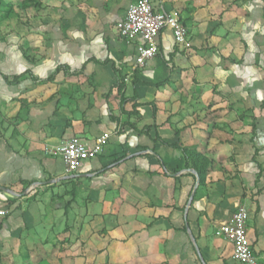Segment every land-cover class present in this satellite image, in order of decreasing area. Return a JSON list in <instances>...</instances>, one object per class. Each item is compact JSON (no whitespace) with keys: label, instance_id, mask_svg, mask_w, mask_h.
I'll return each instance as SVG.
<instances>
[{"label":"crops","instance_id":"obj_1","mask_svg":"<svg viewBox=\"0 0 264 264\" xmlns=\"http://www.w3.org/2000/svg\"><path fill=\"white\" fill-rule=\"evenodd\" d=\"M134 1L41 0V18L19 32L33 37L35 49L47 50L44 59L25 65L16 42L3 46L6 61L13 59L19 69L9 72L4 63L0 66L6 75L16 77L30 69L41 81L53 79L35 84L26 78L8 85L0 75V102L27 89H33L36 98L29 107L0 104V209L7 214L0 218V241L9 244L22 235L38 239L27 227L38 223L41 206L32 202L33 213H26L20 203L44 187L56 189L81 180L92 197H106L117 185V191L110 192L115 200L96 206L106 212L116 209L117 219L108 215L95 221L117 223V241L111 242L112 251L86 252L82 264L106 255L112 264H240L232 258V245L215 235L240 205L248 212L247 234L264 264V171L257 169L258 164L264 167V139L256 140V162L243 157L238 140L220 142L208 135L201 121L203 105L192 106L193 99L202 96L199 90L210 88L213 49L230 42L224 38V18L210 12L217 0H152L157 9L173 12L182 21L188 46L177 45L172 32L165 30L159 54L142 66L135 64L142 40L126 42L115 29ZM60 66L69 74H54ZM112 67L124 77L121 90ZM227 83L222 89L230 88ZM134 92L139 104L135 111ZM102 133L110 134L103 153L82 163L72 176L59 169V157L44 150L71 137L92 142ZM178 138L183 146L206 143L213 163L202 184L200 179L196 184L181 152L168 146ZM82 204L89 214V204Z\"/></svg>","mask_w":264,"mask_h":264},{"label":"rangeland","instance_id":"obj_2","mask_svg":"<svg viewBox=\"0 0 264 264\" xmlns=\"http://www.w3.org/2000/svg\"><path fill=\"white\" fill-rule=\"evenodd\" d=\"M19 3L20 0H0V65L7 63L5 66L11 68L9 72L12 73H18L19 69L14 67L16 62L13 59L6 61L3 46L9 45L8 48H10V45L16 42V51L20 54L22 61L25 65L33 66L44 59L45 51H47L44 50L43 53V50L32 47L33 37L30 34L27 33L25 37L20 36L24 35L19 32L20 30H29V26L34 25L36 21L33 9L27 10L31 17L27 21L20 12L15 11L14 7ZM217 3L216 6L211 7L210 12L222 15L224 18L222 23L228 29V32H224V38H230L228 40L230 45L227 47L229 49H226L229 43H224L225 48L222 49L223 45L221 46L220 43L219 46L217 44L218 49H213L210 64L215 66L211 65V70L209 69L210 88L205 91L199 90L198 95L202 96H198L197 101L193 99L192 106L203 105L201 108L203 113L206 111L214 113L216 129L213 131L219 135L217 136L219 141L222 142L223 139L232 143L238 140L240 145H243L240 154L243 157H252V160L256 162L260 152L256 140L264 139V0H217ZM205 5L206 3L203 7ZM41 10H37L36 19L41 18L39 14ZM205 11L207 12L206 9ZM227 13L230 14L227 15ZM171 14L175 15L173 12ZM20 47H24L27 55L34 58L36 63L27 61ZM13 54L15 53L10 54L11 58ZM233 62H237L238 65H234ZM0 70L4 72L1 66ZM2 72L0 71L1 74ZM3 75L8 76L10 81L13 80V77L6 75L5 72ZM226 78L230 88L224 90ZM34 92L33 89L23 90L14 99L9 102H0V104L9 107L32 106L36 99ZM201 121L203 122L202 119ZM231 139H233L232 142ZM13 146L16 145L13 143ZM186 146L189 149L193 148ZM262 160L264 161V157ZM57 163L59 169L64 167L61 160L58 159ZM257 169L258 172L264 171L261 165L257 166ZM217 174L222 179L226 178L221 172ZM116 186L108 188L106 197L102 195L92 197L88 196L87 183L71 180L60 184L56 189L44 187L40 190V194L24 199L19 206L26 213H33L29 211L32 202L39 203L41 206V218L38 223H29L27 227L30 234L38 235V239L27 240L21 234L22 236L14 237L9 244L0 241V264H82V255L86 252L93 254L98 250L112 251L111 242L117 241V223L103 225L95 221L100 220L101 217L104 220L108 215L117 219L116 209L106 212L96 207L100 201L115 200L114 194L110 192H116ZM114 188L116 191L113 190ZM82 203L89 204V214L85 211L86 206L82 208ZM7 245L9 247H6ZM103 255L106 254L103 253ZM89 262L112 264L107 255L102 258L90 257Z\"/></svg>","mask_w":264,"mask_h":264},{"label":"built area","instance_id":"obj_3","mask_svg":"<svg viewBox=\"0 0 264 264\" xmlns=\"http://www.w3.org/2000/svg\"><path fill=\"white\" fill-rule=\"evenodd\" d=\"M115 29L118 36L126 42L137 38L142 40V45L137 47V66L144 65L159 54V37L165 30L172 32L177 45L188 46V31L182 21L176 15L157 9L152 0H135L131 3L125 17L116 24ZM109 139V133H102L92 142L71 137L54 147H45L44 150L46 154L59 157L64 164L65 175L72 176L82 163L100 156ZM5 215V211L0 209V218ZM247 220L248 212L240 205L227 222L218 226L215 235L232 245V258L236 262L260 264L247 234Z\"/></svg>","mask_w":264,"mask_h":264},{"label":"trees","instance_id":"obj_4","mask_svg":"<svg viewBox=\"0 0 264 264\" xmlns=\"http://www.w3.org/2000/svg\"><path fill=\"white\" fill-rule=\"evenodd\" d=\"M42 3L41 0H20V3L17 4L14 9L17 12H20L23 17L25 18V21L28 20L29 17L27 10L33 9L34 14H35V19H36V14L37 10H41L42 8ZM33 18V17H32ZM38 18V17H37ZM20 51L23 54V56L26 58L27 61L29 62H34V58H30L29 55H27V51L24 49V47H20ZM234 65H238L237 62H233ZM113 71L116 74L117 77V83L116 86L119 90H121V88L124 85V77H122L120 75V72L117 71V69H115L114 67ZM64 73V75L69 74V69H67V67L65 66H60L57 67L55 70L54 74H58V73ZM0 75L3 77V79L5 80V82L8 85H17L20 81L27 79H30L32 82H34L35 84H42V83H47L49 81H51L53 79V75L47 79L46 81H41L39 79H37L36 77L33 76L31 71H26L24 73H22L19 76L13 77V80L10 81L6 76L2 75L0 73ZM134 96L133 101L135 102V104L132 105L133 107V111L136 110L137 107H139V104L136 103V100L138 99L137 94L134 92L133 94ZM264 105V102H263ZM134 114H136V112H134ZM215 115L214 113H210L209 111H206L203 115H202V120L203 123L207 126V133L208 135L211 136H218L219 135L213 131V129L215 130L216 128V123H215ZM177 132V131H176ZM157 140H160L159 138H157ZM166 144V143H163ZM168 145V144H166ZM172 148L178 149L184 160H185V167L187 169L192 168L194 169V171L198 174L199 179H200V184H202V180H203V174H205L208 170V168L211 166V164L213 163V161L211 160V157L209 156L208 152H207V146L206 143H199V145L194 146L192 149L186 148L185 146H183L180 143V140L178 138L177 143L173 144V145H168ZM258 167H260V165H257ZM262 171V170H261ZM54 262V261H51Z\"/></svg>","mask_w":264,"mask_h":264},{"label":"water","instance_id":"obj_5","mask_svg":"<svg viewBox=\"0 0 264 264\" xmlns=\"http://www.w3.org/2000/svg\"><path fill=\"white\" fill-rule=\"evenodd\" d=\"M189 172L192 173L196 177V184H198L199 183V176H198V174L193 169H189ZM195 188H197V185L195 186ZM192 197H193V195L191 196L190 201L192 200ZM189 204H190V202H189Z\"/></svg>","mask_w":264,"mask_h":264}]
</instances>
